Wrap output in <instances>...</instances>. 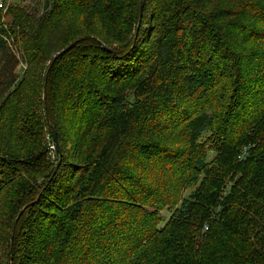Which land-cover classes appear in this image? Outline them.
I'll return each instance as SVG.
<instances>
[{
    "label": "trees",
    "instance_id": "obj_1",
    "mask_svg": "<svg viewBox=\"0 0 264 264\" xmlns=\"http://www.w3.org/2000/svg\"><path fill=\"white\" fill-rule=\"evenodd\" d=\"M148 1L153 40L146 5L136 32L141 0H43L0 20V161L13 170L0 264H264V0ZM213 26L221 47L207 52ZM42 112L60 157L74 144L40 187L21 179L41 163L15 154Z\"/></svg>",
    "mask_w": 264,
    "mask_h": 264
},
{
    "label": "rangeland",
    "instance_id": "obj_2",
    "mask_svg": "<svg viewBox=\"0 0 264 264\" xmlns=\"http://www.w3.org/2000/svg\"><path fill=\"white\" fill-rule=\"evenodd\" d=\"M248 3H250V1H248ZM5 4H6L7 8L0 12V20L4 23L8 22V20L10 19V16L6 15V11L10 5L21 4L25 8H27L28 11L32 10V11L37 12V15H38V13L41 14L43 12V8H44L43 0H5ZM144 5H146V8H145V16H144L145 23L143 25L144 26V32L143 33L145 36H147V38L151 37V40H153L155 35L158 33L159 29L161 28V25H159V24H161L162 19H160L158 17L159 10H157L155 8L154 3L150 4V2L148 0H145ZM223 7H224V5H223ZM235 8L238 9V7H235ZM70 23L71 22L66 23V29L68 30V34H71L70 30H72V28H76V27H72ZM157 25H158V28H157ZM137 26H138V24H137ZM154 28L155 29L157 28V29L154 32H152V30ZM142 30H143V27H142ZM223 30H224L223 28H218L215 26H213L212 28L211 27L207 28L206 36H210L209 39H207L208 40L207 46H206L207 50L211 49L213 47H217V46L221 47L220 36L222 35ZM134 31H135V27L132 29V33ZM78 37H80V36H74V38L67 40L68 42H66L64 44V46H66L67 44H69L71 41H73L75 38H78ZM85 44L86 45H93V44H95V40H92V39L87 40L85 42ZM115 48H118V46H116ZM207 52H211V51L208 50ZM227 64H228V62H227ZM233 66L235 68V65H233ZM26 68H27L26 63L20 57V62L16 67V72L20 76H22L24 74V71L26 70ZM229 71H230V69H229ZM230 73H233V71H231ZM230 80H231V77L229 79L223 81V82L227 83ZM132 84H133L132 81H126V83L123 85L124 93L127 94V97H126L127 101L126 102L133 101L134 96H133ZM187 92L185 94H187ZM183 102L186 103V102H188V100H183ZM198 107H200V105H198ZM48 115H49V117L47 120L46 113L42 112V116L39 118V122L36 121V126L33 127V130L31 132V136L27 135L22 140V142L19 146V150L15 154V156H19V157H22V156L26 157L28 155L33 156V157H29V159H26L24 162H27V160H33V162H37V164L41 163L42 169L40 171H36L35 173L33 172L34 174L27 172V175L26 176L22 175V179H21L24 182V180H23V178H24L26 184H28V183L30 184V182L35 183V186H37V184L40 183V185H39L40 187H41V183L43 182L44 177L47 174H50L51 170L52 171L54 170L56 164L58 165L60 163V159H62L61 160V162H62L64 158H66V159L70 158V155H72V149H73V144H74L73 139H71L67 145L66 152H63V156L60 157V155L58 153V148L55 144H57L59 146V143L62 144V140H60V142L58 141V135H59L58 130L54 127L52 115L51 114H48ZM161 120H162V122H165L168 120V118L163 117ZM52 127L55 128L57 142H55V140H54ZM209 134H210V132H207L204 134V136H208ZM101 136H102V133H98L97 136H95V137H93V139H91V141L89 140L90 143H89L88 147L86 148V150L84 151V155L80 161L81 164H85L86 159H87L86 157L91 156L93 154V151L97 148V145L95 146V143L101 141ZM204 139H205V137L203 138V140ZM19 157H17V158H19ZM213 157H214V153L209 152L208 159L211 160ZM47 159L49 160V162L43 161V160H47ZM72 159H73V157H72ZM0 163L2 164V161H0ZM27 169L29 170V167ZM81 174H82V172L80 171L78 176H80ZM12 175H13V170L9 169L8 165H6V164L0 165V182H2V181L6 182L8 180L7 177H9V176L12 177ZM18 181H20V180H18ZM228 184H233V181H229ZM32 187L35 188L34 185H32ZM196 188H197V186H194V185L187 187L183 191L182 197L184 199L191 197V195L194 193ZM38 190H40V188ZM38 190L35 189V192L33 193L34 196L32 197V199L37 196ZM2 206H4V204H2ZM17 207H19V206H17ZM162 216L166 220L169 217V211L167 209L163 210ZM1 245H3V243ZM1 247L2 246H0V248Z\"/></svg>",
    "mask_w": 264,
    "mask_h": 264
},
{
    "label": "water",
    "instance_id": "obj_3",
    "mask_svg": "<svg viewBox=\"0 0 264 264\" xmlns=\"http://www.w3.org/2000/svg\"><path fill=\"white\" fill-rule=\"evenodd\" d=\"M144 3H145V0H141V3H140V19H139V23H138V26H137V30L136 32H138L139 30V27H140V24H141V19H142V15H143V10H144ZM75 46V42L74 43H71L70 45H68L66 48H64L63 50H61L59 53H57L54 58L52 59V64L58 59V57L62 56L64 53H66L67 51L71 50L73 47ZM52 130H53V137H54V140L55 142H57V137H56V133H55V128L52 127ZM60 164V163H59ZM59 164L57 165L56 167V170L59 166ZM55 170V171H56ZM24 210V209H23ZM23 210L21 211V213L23 212ZM21 215V214H20ZM11 247H13V240L11 241ZM11 255V254H10ZM8 264H12L11 261L8 263Z\"/></svg>",
    "mask_w": 264,
    "mask_h": 264
},
{
    "label": "built area",
    "instance_id": "obj_4",
    "mask_svg": "<svg viewBox=\"0 0 264 264\" xmlns=\"http://www.w3.org/2000/svg\"><path fill=\"white\" fill-rule=\"evenodd\" d=\"M7 8L6 4H5V0H0V12L2 10H5Z\"/></svg>",
    "mask_w": 264,
    "mask_h": 264
}]
</instances>
